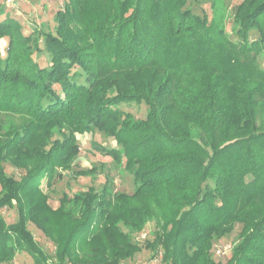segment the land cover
I'll return each instance as SVG.
<instances>
[{
  "label": "trees",
  "instance_id": "trees-1",
  "mask_svg": "<svg viewBox=\"0 0 264 264\" xmlns=\"http://www.w3.org/2000/svg\"><path fill=\"white\" fill-rule=\"evenodd\" d=\"M187 2L67 0L37 38L0 20V113L23 120L0 133V264L18 250L47 264L28 223L62 264L131 260V234L148 223L161 264H264V0L235 5L229 32L214 3L208 17ZM42 51L49 66L33 58ZM130 103L146 106L144 120L119 108ZM94 131L115 141L92 147L123 164L133 192L90 185L52 209L42 179L70 171L76 134ZM236 225L229 259L215 261V240Z\"/></svg>",
  "mask_w": 264,
  "mask_h": 264
},
{
  "label": "rangeland",
  "instance_id": "rangeland-1",
  "mask_svg": "<svg viewBox=\"0 0 264 264\" xmlns=\"http://www.w3.org/2000/svg\"><path fill=\"white\" fill-rule=\"evenodd\" d=\"M67 0H12L11 3H7L6 0H0V20L6 16L13 17L22 22L24 32L29 34L33 31V34L37 38L38 31H53L55 26L53 17L55 12L62 8ZM241 0H200L194 2L188 0L186 7L190 8L195 14L202 16L207 14L208 17L212 15L211 3L216 5V16H222V23L225 24L227 32L230 31L232 8L237 5ZM230 38L233 39V35L230 32ZM251 38H256V32H250ZM5 41H0V49L3 50ZM34 60L41 67L49 66L50 54L46 51L41 53H34ZM259 63L264 67V57L259 60ZM119 108L125 112L130 113L135 119L144 120L146 116V106L144 104H122ZM23 124V120L16 115L2 114L0 113V133L8 130L19 128ZM77 139V151L75 159L72 162L71 170L64 173L63 177L56 176L51 183L47 184V179H42L40 188L48 196V203L52 209H57L60 206V199L64 194L72 197L73 194L79 191L86 190L92 185L96 190H100L105 184L113 192H123L131 194L134 190V181L132 176L126 172L123 168V164L113 162L108 156H104L92 147V143L95 142L106 148L115 147V141L111 138L105 137L101 132L94 131L93 133L76 134ZM5 172L19 179L23 174L21 171L11 167L7 162L3 163ZM93 171L92 174L86 176L76 177V172ZM2 215L8 224L14 223L16 220L15 209H3ZM28 229L33 235L34 240L48 255L47 264H62L56 261L54 257V245L46 238L41 231H39L32 223H28ZM154 223H148L140 232L132 233V241L139 246L140 250L135 256L128 261H122L121 264H151L153 260L157 258L156 264L160 262V252L152 254V251L148 249L145 244L147 241L153 239L155 231ZM128 231L127 229H123ZM240 231V225H236L233 232L219 240H215L212 257L215 261L225 263L230 255V252L221 254V256L215 255V251L218 249L226 248L227 246H233L236 243V235ZM3 264H33L32 259L23 251L18 250L14 259L9 263ZM65 264H69L66 262Z\"/></svg>",
  "mask_w": 264,
  "mask_h": 264
},
{
  "label": "built area",
  "instance_id": "built-area-1",
  "mask_svg": "<svg viewBox=\"0 0 264 264\" xmlns=\"http://www.w3.org/2000/svg\"><path fill=\"white\" fill-rule=\"evenodd\" d=\"M6 2L7 3H11L12 0H6ZM231 249H232V247L230 245L227 246L226 248L218 249L217 251H215V255H217V256L220 255L221 256V254H225L226 252H230ZM156 263H157V258L151 262V264H156ZM119 264H121V263H119Z\"/></svg>",
  "mask_w": 264,
  "mask_h": 264
}]
</instances>
